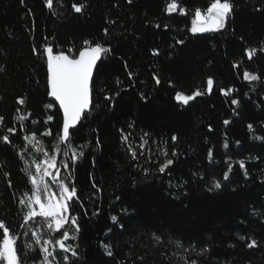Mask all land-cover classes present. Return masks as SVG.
Here are the masks:
<instances>
[{
    "label": "trees",
    "instance_id": "obj_1",
    "mask_svg": "<svg viewBox=\"0 0 264 264\" xmlns=\"http://www.w3.org/2000/svg\"><path fill=\"white\" fill-rule=\"evenodd\" d=\"M171 2L53 0L50 10L46 0H0V132L12 141L0 142V219L24 234L18 245L32 242L20 227L18 201L31 190L24 161L40 162L43 152L55 151L62 125L48 99L43 51L77 55L89 41L111 52L94 71L93 108L73 130L69 147L83 155L70 171L62 164L71 151L59 145L61 179L70 176L67 182L79 191L80 231L66 225L76 237L67 243L78 255L57 248L54 264H65L64 256L68 264H264V0H232L225 28L199 34L190 30L194 12L211 0H177L183 14L179 7L168 13ZM73 4L83 10L76 13ZM245 71L259 79L244 80ZM196 90L205 94L187 105L175 100L177 92ZM21 98L24 105L17 103ZM17 115L26 116L23 124ZM49 115L53 120L45 123ZM8 127L16 133H7ZM48 130L52 135H43ZM33 134L38 143L23 139ZM141 137L148 140L143 155ZM167 159L174 163L160 173ZM214 180L222 188L210 191ZM37 219L39 228L43 221ZM42 231L44 239L61 238ZM252 240L257 246L248 248Z\"/></svg>",
    "mask_w": 264,
    "mask_h": 264
},
{
    "label": "snow or ice",
    "instance_id": "obj_2",
    "mask_svg": "<svg viewBox=\"0 0 264 264\" xmlns=\"http://www.w3.org/2000/svg\"><path fill=\"white\" fill-rule=\"evenodd\" d=\"M131 3V0H129ZM46 6L51 10L53 8V0H46ZM83 5L73 4L72 9L76 13H80L83 10ZM178 7L181 14L184 13V9L180 7L177 0L167 5V12L173 13ZM232 0H211V3L202 11L197 8L194 12V18L192 20L191 32L205 33L212 31H221L225 28L229 17L233 12ZM104 34L108 35V30H104ZM182 43V41H181ZM86 45L82 50H79L78 55H72V50L69 49L66 54L64 51H60L54 54L53 47H46L43 51L45 56V62L47 66V95L55 101L59 110L63 115L62 126L59 131L58 140L59 144L56 146L54 152H43L44 159L40 162L27 160L25 163V174L28 176V180L31 184L30 192L24 194V198L18 201V204L22 211L20 227L26 230V233L31 238V243L22 242L18 245V241L22 239L23 233L17 235L15 232L10 231L6 222L0 219V230H2V236H0V264H28L31 259L32 264H54L56 260L55 251L58 248L63 253H70L72 257L78 255L77 251L72 248L67 242L70 239H76L75 236L70 237L69 231L66 225L71 224L74 232L79 233L80 226L78 224V216L76 213V201L80 199L79 191L75 183H68L67 180L61 179L60 171L57 165V156L60 154V144L65 145L69 151H71V158L69 161L63 162L62 167L66 171H70L71 164L79 159L83 152L77 153L74 148L69 147L71 144V138L78 131L77 125L80 121L87 118L93 108L92 103V91L94 87V70L97 69L98 61H101L102 57L108 55L111 52L109 47L103 46L99 42L90 43L85 41ZM37 50L34 49V52ZM264 51V49H262ZM255 49L247 52L248 59H252ZM156 54V53H154ZM243 78L246 81H256L259 79L257 75L251 74L247 71L244 72ZM159 84V79L156 80ZM213 87V79L207 80L206 91L210 93ZM205 92L196 90L191 94H184L177 92L175 100L183 105L189 104L190 101L196 97L204 95ZM110 99V97H106ZM18 104L24 105L25 100L23 98L17 101ZM232 104H238V101L233 99ZM46 108L51 109L52 103L45 105ZM5 118L0 116V127L4 125ZM16 120L23 124L26 120L25 115H17ZM53 116L49 115L45 123L52 121ZM224 123L227 125L228 120ZM251 131L253 125H248ZM7 133L15 134V127H8ZM45 136L52 135L50 130L43 133ZM147 136V133L144 134ZM24 140L29 144L37 142L36 136L33 134L31 137L25 136ZM125 143L128 145V152L133 160L137 159V151L133 145L129 142L128 137L124 138ZM173 140L176 137L172 138ZM0 142L10 144L12 141L8 134L0 132ZM239 143V142H237ZM148 144V140L141 137V143L139 144L140 154L143 155L145 146ZM228 147L227 144L224 145ZM39 151V149H38ZM65 155L68 153L65 152ZM20 158L23 160V153H19ZM163 155L167 156L168 153L164 152ZM172 155H176L175 152ZM208 157L211 160L213 153L210 150ZM174 163L173 160L167 159L159 168L160 173H164L165 170ZM239 167L244 169L246 167L245 161L240 160L238 162ZM34 168V171H33ZM55 170V171H54ZM232 171V165H228V169L223 173V179L226 181L229 179V173ZM55 183L58 186L59 194L52 192L49 186V182ZM95 188L96 185L94 184ZM222 184L219 180H214L209 190L221 189ZM99 191V189H97ZM43 221V224L39 228L35 227L39 223L38 219ZM112 221L117 222V217L112 216ZM46 227L47 232L57 233L61 238L59 239H44L45 234L42 229ZM157 241L160 240L156 237ZM241 240L244 237H240ZM257 246V242L252 240L247 244L248 248ZM177 248H182L183 245L180 242H176ZM208 249H204V252L198 253V255H204ZM30 253H35L34 256H29ZM109 256L112 255L110 250L107 251ZM65 264H68V256H64ZM191 264H196V261H191Z\"/></svg>",
    "mask_w": 264,
    "mask_h": 264
},
{
    "label": "rangeland",
    "instance_id": "obj_3",
    "mask_svg": "<svg viewBox=\"0 0 264 264\" xmlns=\"http://www.w3.org/2000/svg\"><path fill=\"white\" fill-rule=\"evenodd\" d=\"M54 152V151H53ZM44 159V157L42 158V160ZM41 160V161H42ZM55 171V170H54ZM49 182V186H50V189L52 192L56 193L57 195L59 194V189H58V186L55 184V183H52L50 180L48 181Z\"/></svg>",
    "mask_w": 264,
    "mask_h": 264
},
{
    "label": "water",
    "instance_id": "obj_4",
    "mask_svg": "<svg viewBox=\"0 0 264 264\" xmlns=\"http://www.w3.org/2000/svg\"><path fill=\"white\" fill-rule=\"evenodd\" d=\"M205 33H207V32H205ZM197 34H199V33H197ZM77 55H78V54H77ZM99 62H100V61H98V64H99ZM98 64H97V65H98ZM46 71H47V66H46ZM94 71H95V70H94ZM47 88H48V87H47ZM48 99H49V101H52L53 103H55V105H56L57 108L59 109L58 104H57L55 101H53L51 97L48 96ZM59 111H60V110H59ZM60 114H61V118H62V122H63V115H62V112H61V111H60ZM78 125H79V124H78ZM78 125H77V126H78ZM61 126H62V125H61Z\"/></svg>",
    "mask_w": 264,
    "mask_h": 264
}]
</instances>
